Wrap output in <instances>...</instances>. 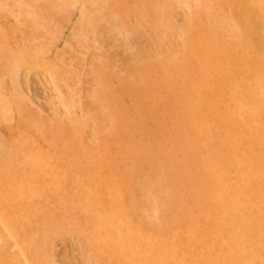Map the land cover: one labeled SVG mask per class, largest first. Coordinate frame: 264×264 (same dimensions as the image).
<instances>
[{"label": "rangeland", "instance_id": "374dc122", "mask_svg": "<svg viewBox=\"0 0 264 264\" xmlns=\"http://www.w3.org/2000/svg\"><path fill=\"white\" fill-rule=\"evenodd\" d=\"M0 264H264V0H0Z\"/></svg>", "mask_w": 264, "mask_h": 264}, {"label": "bare ground", "instance_id": "6f19581e", "mask_svg": "<svg viewBox=\"0 0 264 264\" xmlns=\"http://www.w3.org/2000/svg\"><path fill=\"white\" fill-rule=\"evenodd\" d=\"M188 38V37H187ZM5 65H7V64H5ZM13 67V66H12ZM106 93V92H105ZM105 93H103V94H105ZM146 180H147V178H146ZM149 181V180H148ZM146 182V181H145ZM152 182V181H151ZM147 185H148V183H147ZM150 186V185H149ZM139 188V187H138ZM169 193V192H168ZM166 199H169V198H166ZM167 201V200H166ZM148 202V201H147ZM164 211V210H163ZM162 211V212H163ZM163 215V214H162Z\"/></svg>", "mask_w": 264, "mask_h": 264}]
</instances>
